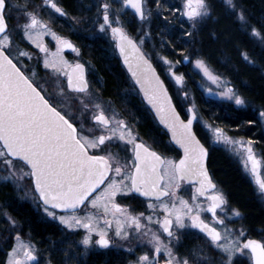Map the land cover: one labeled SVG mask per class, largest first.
Returning a JSON list of instances; mask_svg holds the SVG:
<instances>
[{
	"label": "snow or ice",
	"instance_id": "1",
	"mask_svg": "<svg viewBox=\"0 0 264 264\" xmlns=\"http://www.w3.org/2000/svg\"><path fill=\"white\" fill-rule=\"evenodd\" d=\"M115 2L97 3L99 31H110L118 39L117 47L132 79L182 155L169 158L158 153L134 133L127 121L118 118L114 111L109 115L110 105L106 108L99 93L89 89L85 65H69L64 60V48L78 50L71 41L53 32L37 10L47 6L66 16L57 0H43V5L33 6L31 11L25 6L27 22L21 26L23 37L43 53L36 60L44 69L51 70V83L39 76L36 68L22 62L21 57L32 59L31 53L13 51L15 44L7 15L12 5L10 0H0V171L7 173L3 179L16 184L29 180L34 198L48 217L68 230H84L80 244L86 251L93 245L107 249L117 239L135 238L151 248L133 264H160L161 253L166 257L164 264H207V257L199 255L203 248L185 255L174 250L182 243V230L198 229L213 249L226 256L221 264H231L232 256L245 250H250L254 264H264V242L247 239L242 229L228 227L227 199L209 174L208 149L193 128L198 118L195 106L186 110L188 118H182L164 80L141 51L143 39L138 44L119 19L123 8L134 9L142 22L150 19L153 6L159 13L161 0H119V9L114 8ZM224 3L240 21L246 22L242 6L235 0ZM170 11L186 17L195 28L210 14V5L207 0H183L182 9ZM251 33L264 42V25L260 29L252 27ZM44 35H51L56 41L55 52L43 43ZM241 55L251 62L246 52ZM161 59L169 66L168 73L183 85L184 76L173 71L174 63L180 61ZM195 66L213 83L221 84L222 77L210 71L205 60L196 59ZM223 86L221 95L237 105L245 104L232 87H227L226 81ZM187 96L185 92L184 97ZM260 116L264 118V112ZM212 132L216 142L232 145L243 157L245 168L258 177L259 189L264 193V178H259L258 171L264 168V157L254 152L255 142L235 139L220 127L212 128ZM184 182L192 186L190 199L178 195ZM131 194L145 198L147 214L133 212L118 201V197L123 199ZM218 209L223 217L218 215ZM231 212L235 217L241 216L239 210ZM205 213L211 214L210 221L204 218ZM4 215L11 228L20 227L10 214ZM163 234L166 236L162 239ZM15 239L21 241L19 232ZM38 251L30 243L20 242L12 249L8 264H39ZM127 251L132 253L135 249Z\"/></svg>",
	"mask_w": 264,
	"mask_h": 264
},
{
	"label": "trees",
	"instance_id": "2",
	"mask_svg": "<svg viewBox=\"0 0 264 264\" xmlns=\"http://www.w3.org/2000/svg\"><path fill=\"white\" fill-rule=\"evenodd\" d=\"M59 1L76 21H84L90 17L97 5L92 0ZM18 2L24 3L26 0H18ZM235 2L243 7L253 27L260 29L264 25V0H235ZM174 8L182 9V0H161L159 13L153 6L150 19L141 22L148 24L146 31L143 29L139 31L135 27L140 21L133 14H130L129 22H124L123 25L139 42L141 38L143 39L141 45L144 51L166 81L183 117H187L186 112L158 63L162 56L174 62L180 61L177 71L184 76L186 87L193 93V105L202 118L222 128L229 135L254 141L255 148L261 157H264V126L260 117V112H264V46L253 45L252 49L247 47L246 34L238 31L234 21L227 22L219 17L221 13H214V19L217 21L213 23L211 33L210 27L205 23L198 29L193 28L191 21L186 17L170 11ZM219 19L222 20L218 21ZM225 24L227 28H224ZM87 44H84V50L88 53L87 56L93 67L95 65L103 77V84L100 87L102 93L110 97L131 119L136 125L140 138L170 154L171 144L168 134L159 126L134 85L131 84V89L128 88L121 71L124 75L127 73L122 69L118 57H114L116 60L114 63L106 50L104 53L99 45L93 41ZM197 51L218 74L230 80L245 100L244 105H237L228 99L215 98L200 89L197 83L198 76L193 74L192 69L184 63L185 56L192 58ZM243 52L248 54L251 62L242 58ZM195 130L203 143L209 146V165L216 180L220 185L221 183L224 185L230 200L243 210L245 226L253 232L257 227L259 235H264V207L255 197L258 193L255 184L245 174L240 173L222 148L209 145L197 125ZM0 203L6 208L10 207L9 210L23 229L31 233L42 248H46L50 253L52 251L54 256L63 253L61 242L63 237L55 224L42 220L26 204L22 206L10 186L0 187ZM56 250L58 252H54ZM2 262L3 259L0 257V264H3ZM96 262L99 264L100 259L98 258Z\"/></svg>",
	"mask_w": 264,
	"mask_h": 264
},
{
	"label": "flooded vegetation",
	"instance_id": "3",
	"mask_svg": "<svg viewBox=\"0 0 264 264\" xmlns=\"http://www.w3.org/2000/svg\"><path fill=\"white\" fill-rule=\"evenodd\" d=\"M93 2L97 3L96 1L92 0ZM16 5L24 4V3H19L18 0H15ZM35 4L39 3L38 5L43 3V0H34ZM57 3L59 6H61L64 10L65 8L63 7L62 3L57 0ZM11 4V3H10ZM27 6V10L30 9L32 10V7L29 6L28 4H25ZM37 5V6H38ZM25 9V6H23ZM95 11L91 13L90 17L85 19L84 21H76L75 18H73L71 15L68 14V12L65 10L67 13L66 16H61L59 13H56L53 9L49 8L46 6L47 11H40L39 16L41 19H43L44 22H46L51 29H53L54 32H56L59 36L64 37L65 39L71 41V43L75 46V48L78 51H73L71 48H64L63 51L65 53H70L71 55H77V59L73 61V64L76 62L82 63L85 65L86 69V78L89 83V89L92 88V86H95L98 90V92L102 95V97L109 99L115 106L116 104L114 101L110 98L105 96L102 91H101V86L103 84V77L100 75V72L98 71V68L93 67L92 62L90 61L89 57L87 56V52L84 50V44H87L90 41H93L95 44L99 45L103 52L105 53V50L107 54L110 55L111 60L116 62L114 60V57L117 56L119 59V62L122 66V69L127 73L126 69L124 68L120 57L117 53L116 50V40L110 35L111 38L114 39L115 43L111 42V38L104 37L102 35H99L96 26H94L95 20L97 21V7H94ZM24 11L20 8H14L10 7L8 9V25L9 29L11 30L16 29L17 31L21 30V26L25 23V18H24ZM131 11L127 8L126 12L123 13V23L124 22H129L128 20L130 19V13ZM132 13V12H131ZM126 30V29H125ZM22 32V30H21ZM127 32V31H126ZM128 33V32H127ZM129 34V33H128ZM130 35V34H129ZM131 36V35H130ZM132 37V36H131ZM134 38V37H133ZM135 39V38H134ZM138 43H140L137 39H135ZM88 46V44H87ZM142 47V45L140 44ZM143 49V47H142ZM144 50V49H143ZM35 51L34 49L32 52ZM62 51V53H63ZM36 53V52H35ZM37 54V53H36ZM147 54V53H146ZM41 64V63H40ZM36 66V65H35ZM42 64L38 66L37 71L39 69H42ZM44 71V70H43ZM41 71V72H43ZM159 71V70H158ZM39 72V73H41ZM160 73V72H159ZM122 77L124 80L127 81L128 83V88L131 89V84H133L129 74H125L121 71ZM174 79V78H173ZM177 83V82H176ZM178 85V84H177ZM135 87V86H134ZM135 90L138 92V90L135 87ZM117 107V106H116ZM121 116H123V119L126 120L127 122L133 124L131 122V119L127 117V115L118 107ZM151 112V111H150ZM155 118V117H154ZM156 120V119H155ZM134 125V131L136 132V135L139 134L136 129V125ZM160 126V125H159ZM161 127V126H160ZM140 138V137H139ZM143 142H145L147 145L151 146L153 150L157 151L158 153L162 155H166L169 158H178L181 155V152L175 148V146L171 143L170 139L169 142L171 144V152L170 154H166L165 152L157 149V147L152 144L151 142H148L142 138H140ZM209 143V142H208ZM205 146L209 149V146L205 144ZM209 158H210V149H209ZM208 166L210 169V172L212 174V178L214 182L217 184L218 188H220V184L216 180L214 174L211 171V167L209 165V159H208ZM263 169V168H262ZM259 189V188H258ZM226 199H227V208H228V217L230 218V222L228 223V227L234 230H239L242 229L245 233V237L247 239H253V240H259L264 242V235H259V230L257 227H255V232L249 230L245 226L244 222V214L243 210L238 207L236 204H234L230 198L229 194L227 192L221 190ZM192 192V186L188 183H182L181 184V189L178 192V195L183 196L184 199H190ZM257 196L256 199L258 202L264 207V199L262 196L258 193H256ZM264 194V193H263ZM20 200V199H19ZM202 201H204V198H201ZM144 197H140L138 194H131L127 198L120 199L119 202L128 205L130 208L134 207L135 210H139L140 204L139 202H145ZM206 203V201H204ZM20 203L27 205L30 209H32L35 213H37L38 217H40L44 221L51 222L50 220L45 219L40 211H38L29 201H22L20 200ZM2 207L5 209L6 212H8L10 215L13 216L11 211L9 210L10 207H5L1 203ZM231 209H236L239 210L241 213L240 217H235L232 215ZM163 213L161 212V216ZM218 215L221 217L224 216V213L221 212L218 209ZM230 216H233L230 217ZM17 221L18 219L14 217ZM204 218L206 220H211V214L210 213H205ZM19 222V221H18ZM53 223V222H51ZM20 224V223H19ZM115 227V225H113ZM154 227V226H153ZM20 229L24 233H28L34 240L35 237L23 229V227L20 225ZM184 232V235L181 237V245L177 247V249H174L175 251L178 252L179 255H185V254H190V252L195 251L197 249L203 248L204 251L200 252L199 255L204 258L205 256L207 257V264H221L222 259H226V256L221 253L219 250L213 249L208 243L206 238L204 237V234L199 232L198 229H186L182 230ZM62 237L61 242L63 243V264H98L96 261L99 258L100 263L99 264H133V262L137 259L139 255H142L145 251H149L151 248L150 245H147L146 243H143L135 238L124 242L123 244H117L115 242L114 246L104 249L100 248L99 246H90L88 250H85V247L80 244V241L82 240L84 236V232L81 235H74L71 233H65L64 231L62 232ZM65 234V235H64ZM166 236V234L162 235V239ZM96 237L94 236V239ZM128 248H134L135 251L130 253L127 251ZM166 257L164 256L163 253H161V259H160V264H164V259ZM231 264H254V261L252 259L250 250H245L244 253H236L235 255L232 256L231 258Z\"/></svg>",
	"mask_w": 264,
	"mask_h": 264
},
{
	"label": "rangeland",
	"instance_id": "4",
	"mask_svg": "<svg viewBox=\"0 0 264 264\" xmlns=\"http://www.w3.org/2000/svg\"><path fill=\"white\" fill-rule=\"evenodd\" d=\"M94 1H96V2L98 1L99 2V0H94ZM207 2L210 5V14L207 17H205L204 19H202L199 23L196 24V26H195L196 29H198L202 25L207 24L210 27L209 28V32L212 33L213 32V28H212L213 27V23L217 21V19L216 20L214 19V17H215L214 13L215 14L221 13V14H219V17L223 18L227 22H229L230 20L234 21L238 31H241L242 33L246 34V46L247 47L252 49L253 45H259L261 47L264 46V42H262L259 38H257V37L252 35L251 28L253 26H252V23L247 19V17H246V22L240 21L238 19V17H237L236 12H233L231 9L227 8V5L224 3V0H207ZM10 3L12 5V7L20 8V9H22V11L25 10L23 8V6H26L25 4H28L31 7L32 6H37L39 4V3L35 4L34 0H26V2L24 4H20V5H16L15 0H10ZM182 4H183V0H182ZM41 5H43V3L38 5V6H41ZM121 7H122V5L119 2V0H116V2L114 3V8L119 9ZM37 10H38V13H40V11L44 12V11H47L48 9H46V6H43V7H39ZM126 10H127V8H123V11L120 13V16H119V19H120V21L122 23H123V18H124L123 17V13L126 12ZM28 11H31V10L28 9ZM129 14H133V13L130 12ZM24 18H25L24 20H25V23H26L27 21H26L25 15H24ZM220 20H222V19H219L218 21H220ZM138 21H140V20H138ZM99 22H102V20L99 21ZM141 22L142 21L136 23L135 27L139 31H141L142 29L145 30V31L148 30V24L147 23L142 24ZM190 23H191V26H192V22H190ZM93 25L96 26L99 35H102V36L107 37V38H109V37L111 38V35H110L109 32H100L99 31L98 22L96 20H95ZM224 28H227L226 24H225ZM51 30L53 31V29H51ZM11 35L13 37L14 44H15V46L13 48V51L17 52L18 50H23V51H27V52L31 53L32 57H33L32 59H29L28 57H21V60H22V62L24 64L29 65L30 67H34V68L38 69V66H40L42 63L38 64L37 60H36V57H41L42 58L43 57V53H40L39 49H37L35 47V44H33L31 41H29V40H27V39H25L23 37V32H21V30L17 31L16 29L12 28L11 29ZM41 39H42L43 43L46 44V46L48 47L50 52H55L56 51V47H57L56 41L53 39V37L51 35H44V36L41 37ZM110 41L113 42V44L115 43L114 39H112V38H111ZM33 49L35 51L32 52ZM198 52L199 51H197V53L194 56H192V58L187 56V57H189V60H187L185 62V64L188 65L192 69L193 74L198 76L197 83H198L200 89L205 94L211 95V96H213L215 98L228 99L227 97H225V96L220 94L222 91L225 90L224 86H223V82L226 81L227 82V87H232L234 89V91L237 93V95L241 96L240 93L236 90V88L231 84L230 80H228L227 78H225V77L221 76L220 74H218L214 70L212 65L210 63H208V61L205 58H203ZM74 54H76V53H74ZM74 54L71 55L70 53H65L64 51H63V53H61V55L63 56L64 60L67 61V63L69 65H72L73 61L76 60L77 57H78L77 55H74ZM162 57H164V56H162ZM162 57L159 58L158 63L161 66V69H162V71L164 73L165 78L170 83L174 94L178 97L181 105L183 106L184 111L186 112L188 107L190 105H193V93L191 92V90L189 88L186 87L185 79H184L183 85H181V86L177 85L176 81L168 73L167 70H168L169 66L164 63V60L161 59ZM242 58H243V56H242ZM196 59L205 60L209 70L212 71L215 75H218V76L222 77V82H221L220 85L213 83L211 80H209L207 78V76L204 75V73H203V71L201 69L196 68V66H195V60ZM168 60H170V59H168ZM42 67H43V64H42ZM178 67H179V63H174L173 71L177 72V74H181V73H179L177 71ZM41 71H43V72H41ZM39 72H41V73H39ZM37 73H38L39 76H44V77L48 78L49 82L51 83V81H52L51 70H46V69L42 68V69H39V71H37ZM90 91H92L93 93L98 92V90H97V88L95 86H92V88H90ZM133 91L135 92L134 89H133ZM129 92H131V90H129ZM185 92L188 93L187 98L184 97V93ZM99 96H100L101 100H103L105 102L106 108H108V106L110 105L111 111L108 112L109 115H111V112L114 111L117 114L118 118H122L123 119V116H121V113H120L118 107H116L109 99H106V98L102 97V95L100 93H99ZM228 100H231V99H228ZM231 101L235 102L234 100H231ZM261 112H263V111H261ZM261 119H262L263 126H264V118L261 117ZM129 124L132 126V128L134 130V125L131 124V123H129ZM196 125L199 127V129L201 130L202 134L208 140L209 145L210 146H217L219 148H222L223 151L227 154L228 158L231 159V161L238 167L240 173L241 174L242 173L245 174L246 177L255 184L253 175L251 174L250 170L246 169L245 166H244L243 157L237 151L234 150L233 146L232 145H228V144H224L223 142H216L214 140V135H213V132H212V128L217 127V126L212 125L210 122L206 121L200 115H198V118H197V121H196ZM134 133L136 134L135 131H134ZM230 136H232L235 139H242L244 141H248V139L243 138V137L233 136V135H230ZM253 149H254V152L257 154V156L261 157L259 151L255 148L254 144H253ZM113 151H118V149H113ZM121 156H123V153H121ZM5 175H7L6 172L0 171V187H3V186L5 187V186L8 185V186H10L13 189V193L15 194V196H17L18 199H20L22 201H29V203H31L38 211H40V213L42 214V216L45 219L50 220L51 222H53L55 224V226L58 228L59 233H60L61 236H62L61 231L62 232L64 231L65 233H71V234H74V235L83 234V232H84L83 229L68 230L63 225H61L59 223V221L53 220L51 217H48L43 212V208H42L41 204L38 203V201L34 198V194H33V191H32V185L29 182V180L26 179L21 184H16V183H14L12 181H5L3 179V177ZM255 186H256V184H255ZM220 188H221V190L227 192V194H228V191L225 189V187H224V185L222 183L220 185ZM256 189H257L258 193L264 199V194L261 193V191L258 189L257 186H256ZM118 201H119V197H118ZM138 204H140V206H138L139 210H135L134 207L130 208V210L133 211V212H146V201L145 202H139ZM4 212H6V211H5V209L2 207V205L0 203V257L3 259V262H2L3 264H8V260L10 258L11 253H12V249L14 247H16V245L18 243H20V242L30 243L34 248L39 250L38 251L39 264H63V253L58 254L57 256H54L52 254V251L50 253L46 248L45 249L42 248L40 246V244L38 243V241L34 240L28 233L22 232L20 227L17 228V229L11 228L10 225H9V222L7 220V217L4 215ZM80 214L82 215L83 213H80ZM146 214H147V212H146ZM159 214L161 215V212H159ZM230 217L233 218V216H230ZM155 228H156V226H154V229ZM17 232H19V234L21 236V241H19V242L15 239V236H16ZM124 242H126V241H121L119 239L116 240L117 244H123ZM54 252H58V251L56 250Z\"/></svg>",
	"mask_w": 264,
	"mask_h": 264
},
{
	"label": "water",
	"instance_id": "5",
	"mask_svg": "<svg viewBox=\"0 0 264 264\" xmlns=\"http://www.w3.org/2000/svg\"><path fill=\"white\" fill-rule=\"evenodd\" d=\"M138 19H139V17H138V15L135 13V10L134 9H131V8H128ZM140 20V19H139ZM129 35V34H128ZM133 38V37H132ZM134 39V38H133ZM115 40H116V50H117V53H118V55H119V57H120V60H121V62H122V64H123V66H124V68L126 69V71H127V73L129 74V76H130V78H131V80H132V82H133V84L135 85V87H136V89L139 91V86L138 85H136L135 84V82H134V80L132 79V77H131V73H130V71H129V69H128V66L124 63V57L121 55V53H120V51H119V48L117 47V45H118V43H119V41H118V39H116L115 38ZM135 40V39H134ZM138 43V42H137ZM139 44V43H138ZM140 48H141V51H143L144 52V50L142 49V47L140 46ZM145 53V52H144ZM146 54V53H145ZM147 55V54H146ZM151 60V59H150ZM187 60H185L184 62H186ZM151 62H152V64H153V66L156 68V66H155V64L153 63V61L151 60ZM156 71H157V73L160 75V73L158 72V70H157V68H156ZM160 78L161 79H163V77L160 75ZM164 80V79H163ZM164 82H165V80H164ZM178 84V83H177ZM179 86H181V84H178ZM165 86L168 88V86H167V84H166V82H165ZM168 92H169V94L172 96V94H171V92H170V90H169V88H168ZM139 93H140V95H141V97H142V99H143V101L145 102V104L148 106V108L150 109V111L153 113V115H154V117H155V119H156V121L158 122V124L168 133V135H169V139H170V136H171V134L168 132V130L162 125V124H160L159 123V120H158V118L156 117V115H155V112H154V110L151 108V106L150 105H148L147 104V102L145 101V99H144V97H143V94L139 91ZM172 101H173V103L175 104V101H174V99H173V96H172ZM176 105V104H175ZM190 107H192V106H189V108ZM177 110L179 111V109L177 108ZM197 113V112H196ZM181 116H182V114H181ZM197 117H198V115H197ZM182 118H184L183 116H182ZM197 121V120H196ZM196 121L194 122V125H193V128H194V131H195V124H196ZM197 137L199 138V136L197 135ZM200 139V138H199ZM171 141V140H170ZM200 141H201V139H200ZM172 143V142H171ZM201 143H203L202 141H201ZM173 144V143H172ZM204 144V143H203ZM174 145V144H173ZM175 146V148H177L180 152H181V155H182V150H180L179 148H178V146H176V145H174ZM205 146V145H204ZM206 147V146H205ZM207 148V147H206ZM208 149V148H207ZM208 153H209V150H208ZM208 159H209V155H208V158H207V161H206V164H207V167H208V171H209V174L212 176V174H211V172H210V169H209V166H208ZM250 167V166H249ZM258 171L260 172V176H259V178H264L263 177V174H262V169H258ZM251 172V171H250ZM251 174L253 175V178H254V182L256 183V185H257V187L259 188V185H258V183H257V179H258V177L256 176V175H254L252 172H251ZM185 183H187V182H185Z\"/></svg>",
	"mask_w": 264,
	"mask_h": 264
}]
</instances>
